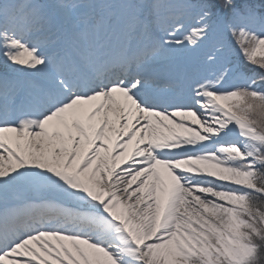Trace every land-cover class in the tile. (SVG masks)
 I'll return each mask as SVG.
<instances>
[{"label": "snow or ice", "instance_id": "snow-or-ice-1", "mask_svg": "<svg viewBox=\"0 0 264 264\" xmlns=\"http://www.w3.org/2000/svg\"><path fill=\"white\" fill-rule=\"evenodd\" d=\"M0 264H264V0H0Z\"/></svg>", "mask_w": 264, "mask_h": 264}, {"label": "trees", "instance_id": "trees-1", "mask_svg": "<svg viewBox=\"0 0 264 264\" xmlns=\"http://www.w3.org/2000/svg\"><path fill=\"white\" fill-rule=\"evenodd\" d=\"M258 2H259V0H258Z\"/></svg>", "mask_w": 264, "mask_h": 264}]
</instances>
